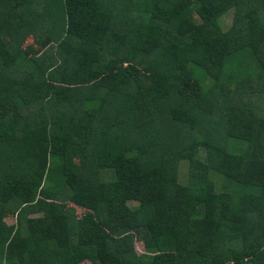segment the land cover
<instances>
[{"label":"trees","instance_id":"16d2710c","mask_svg":"<svg viewBox=\"0 0 264 264\" xmlns=\"http://www.w3.org/2000/svg\"><path fill=\"white\" fill-rule=\"evenodd\" d=\"M0 264H264V0H0Z\"/></svg>","mask_w":264,"mask_h":264},{"label":"rangeland","instance_id":"374dc122","mask_svg":"<svg viewBox=\"0 0 264 264\" xmlns=\"http://www.w3.org/2000/svg\"><path fill=\"white\" fill-rule=\"evenodd\" d=\"M232 20H233V12H230V13H228L226 16H224L223 17V19H222V24L227 28V27H229V26H231V24H232ZM30 48H32L33 49V51H34V49L36 50L37 48H36V45L34 44V41L33 40H30L29 41V44H28V50H30ZM37 50H40L41 51V49H37ZM36 50V51H37ZM38 52V51H37ZM36 52V53H37ZM79 213H81V214H83L84 212H79ZM84 215V214H83ZM9 223L11 224V225H13V224H15V220H9ZM136 252H137V254L139 255V256H141V255H143L144 253H145V249H144V246H143V244H141V243H137L136 244Z\"/></svg>","mask_w":264,"mask_h":264}]
</instances>
